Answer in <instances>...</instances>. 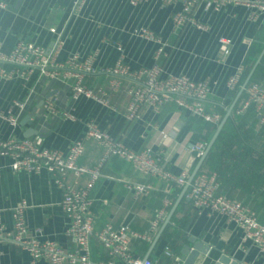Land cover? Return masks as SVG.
Instances as JSON below:
<instances>
[{"label":"crops","instance_id":"1","mask_svg":"<svg viewBox=\"0 0 264 264\" xmlns=\"http://www.w3.org/2000/svg\"><path fill=\"white\" fill-rule=\"evenodd\" d=\"M0 2L5 3V7L0 5V49L3 52H9L18 40L23 39L40 44L47 51L52 50L56 62L64 61L73 52H77L80 58L96 52L95 65L106 67L119 56L117 45L120 44L124 61L137 69L153 64L161 42L165 44L158 58L163 68L162 76L185 73L193 79H208L211 92L205 107L220 112L229 107L228 101L234 94L227 88L228 77L240 63L244 64L246 53L257 38H264V14L251 19L248 9L240 5H228L217 11L205 10L202 5L193 6L189 16L208 25L206 30H202L190 21L178 26L174 24L173 17L182 7L179 0H149L138 4L129 0H82L78 10H75V0ZM140 27L151 29L159 41L136 35L134 30ZM222 36L231 38L230 52L226 55L219 49L218 39ZM0 65L7 67L2 62ZM255 76L264 85V61ZM110 78L98 71L86 75L84 81L88 86H107ZM129 83H132L131 79L123 78L122 86L109 93L115 105L113 111L84 96L71 98L70 88L65 83L58 78H39L36 71L28 79L20 75L1 79L0 113L11 111L17 117V124L12 126L0 116V136H39L44 146L64 152L73 141L82 138L85 149L77 163L92 166L103 155L98 142L83 137L86 122L94 120L99 128L132 149L151 147L154 154L166 160L172 174L178 175L186 168L191 172L199 158L188 149V145L197 140L203 141L202 138L210 134L213 124L192 116L173 101L163 104L158 112L143 104L139 115L128 119L124 112L129 99L125 87ZM47 100L59 110L69 111L75 118L52 115L44 107ZM17 101L24 102L23 109L15 105ZM233 114L234 110L230 116ZM230 116V121L227 118L228 123H225L232 133L234 123ZM241 118L249 125L253 124V133L249 132L247 139L254 147L247 143L245 149L236 147L238 161L247 162L245 170L256 168L259 174H264V125H259L253 109ZM162 133L166 136L163 137ZM101 170L102 175L89 190L90 209L97 229L109 222L115 227L126 225L135 230H146L161 206L163 196L167 194L171 199L168 214L182 190L172 181L137 172L129 161L117 156L107 157ZM248 174L253 179L249 171ZM87 178L86 174L68 172L66 180L73 186H81ZM224 178L221 191L244 202L255 211L259 220L264 221V183L254 186L242 180L232 184ZM261 180L263 178L258 181ZM126 182L151 183L154 189L149 195L134 199ZM178 188H181L180 192ZM176 193L177 196L174 195ZM61 199L62 190L47 170L31 173L13 170L10 158L0 156V211L6 233L13 227L11 210L21 200H26L25 218L29 229L40 228V239L54 240L63 248L72 249L74 239L67 233L69 219L61 208ZM177 207L173 213L186 219L184 226L178 227L177 233L167 242L162 240L161 234L150 251L149 246L158 231L151 241L131 240L134 255L143 252L140 257H145L149 251L147 257L153 260V264H174L173 259L163 254L164 246L169 245L176 255L181 256L179 250L182 245L187 243L192 246L194 240L202 241L207 248L205 252L198 253L192 264H217L223 255L237 260L239 264H264V253L259 252L257 246L246 239L242 230L229 222L226 216L207 210L196 212L184 194ZM90 246L93 260L107 259L103 247L94 237L90 239ZM0 264L49 262L43 258L33 260L27 251L5 239L0 243Z\"/></svg>","mask_w":264,"mask_h":264},{"label":"built area","instance_id":"2","mask_svg":"<svg viewBox=\"0 0 264 264\" xmlns=\"http://www.w3.org/2000/svg\"><path fill=\"white\" fill-rule=\"evenodd\" d=\"M82 0H75V10L79 9ZM132 4L147 2L149 0H129ZM171 2L175 0H162ZM181 9L174 17L175 25H183L191 22L199 29L206 30L208 25L197 22L189 16L191 8L202 5L205 10H220L228 5L245 6L249 17L252 19L258 14H264V0H179ZM5 7L4 2H0ZM52 30V28H51ZM136 35L142 38L159 41L153 31L148 27H140L134 30ZM219 49L226 55L230 52L231 38L219 37ZM154 55V62L150 66L132 68L124 61L122 47L117 45L119 56L112 65L98 67L94 60L96 52L80 58L77 52H73L62 62H56L52 56V50L47 51L44 46L28 40H18L9 52L0 49V80L20 75L28 79L36 71L39 78H58L65 83L71 92V98L77 99L84 96L94 100L100 105L115 111V105L110 100L109 93L117 91L122 86V79L129 78L132 83L125 87L128 95V103L124 115L128 119H134L139 115L143 104L148 105L153 112H158L163 104L175 102L192 116L216 125L222 119L218 109L208 110L205 101L208 98L211 87L208 79H193L185 73L168 74L162 76L163 68L158 62L164 43L159 42ZM103 72L111 76L107 86H88L85 84V76L91 73ZM244 71V64L240 63L234 72L228 77L226 85L229 90H237L240 87V79ZM243 97L234 108L236 115L243 116L253 109L257 114V122L264 125V85L260 81L249 82L244 90ZM15 105L23 109L24 102L17 101ZM46 111L60 118L74 119V115L67 110H59L47 100L44 104ZM14 126L17 117L8 111L0 113ZM84 139H93L101 146L103 155L96 164L86 166L78 164V157L85 149L82 138L73 141L66 152L41 144V137H17L2 138L0 136V156L10 158V166L13 170L26 172H38L47 170L54 182L62 190L61 208L69 219L67 233L74 239L72 249L63 248L54 240H42L38 236L40 228L31 231L25 218L27 201L21 200L11 210L12 231L5 232V225L0 211V243L5 239L14 242L22 250L29 253L33 260L45 259L49 264H153L149 257H140L133 254L130 247L131 240L151 241L158 231L160 223L167 215V208L171 199L166 194L157 210L155 217L150 221L146 230L139 231L126 225L118 227L111 223H105L101 228H95L94 215L91 212L89 190L95 181L102 175L103 161L110 156H117L129 161L134 170L147 176L157 177L164 181H172L183 187L190 174L189 169H183L178 175L168 170L167 162L159 155L154 154L151 147L132 149L125 143L113 138L110 133L98 127L94 120H88L85 124ZM165 137L166 134L162 133ZM207 143L194 141L188 145V149L199 158L205 150ZM68 172L75 175L86 174L88 178L81 186H73L67 182ZM131 190L134 199L147 196L154 189L151 183L130 182L125 183ZM196 212L207 210L226 216L227 220L240 228L244 237L255 244L259 252L264 253V221L259 220L255 211L249 208L241 200L227 196L221 191V180L217 171L200 169L184 193ZM94 237L103 247L107 259L95 261L91 257L90 239ZM163 254L174 260V264H181L180 255H176L169 245L163 248ZM243 264V263H242Z\"/></svg>","mask_w":264,"mask_h":264},{"label":"trees","instance_id":"3","mask_svg":"<svg viewBox=\"0 0 264 264\" xmlns=\"http://www.w3.org/2000/svg\"><path fill=\"white\" fill-rule=\"evenodd\" d=\"M264 44V38H260L258 37L257 40L255 41V43L249 47L247 53H246V57L243 60L244 62V71L243 74L241 76L240 79V84H242L246 74L248 73L249 69L251 68L252 64L254 63L255 59L257 58V56L259 55L262 47ZM262 62L264 61V55L263 58L261 60ZM262 62H260L256 69L253 72V75L250 79L251 81H258L256 80V72L259 69L260 65L262 64ZM238 90V88H237ZM237 90H233L234 94L233 96H231V98L229 99L228 103L229 105L231 104L233 98L236 95ZM243 95V93L241 94ZM233 97V98H232ZM238 101V100H237ZM237 103V102H236ZM235 103V105H236ZM236 106L233 107V110ZM226 108V107H225ZM226 110H222L221 114L222 117L225 114ZM230 118L232 119L233 123H234V129L233 132L230 133L227 128V123L228 121H230V119L228 118L227 123H225V125L223 126V128L221 129V131L219 132L215 142L213 143V146L211 147L208 155L205 158V161L201 167V169H208V170H213V171H217L219 173V177L220 180L222 181L223 176H225L226 178H224V180L232 183V184H238V182L240 181H246V183L248 185H259L261 183H264V174H259L260 171L256 168H251L250 170H245L244 166L247 165L246 161L240 160L238 161V156H236V147L238 149H242L248 145L254 147V145L249 144L250 140L247 139V134L249 132H252L253 129V124L249 125L248 123H246L244 121L243 118H241V116L236 115L235 112L233 115L230 116ZM216 129V125H212V129L209 135H206L204 138H202V140L204 142H208L210 137L212 136L213 132ZM253 133V132H252ZM235 135V136H234ZM246 143L248 145H246ZM245 144V145H244ZM262 150V146L260 148ZM236 156V157H235ZM248 171L251 173L253 177V179H250L248 177ZM248 174V175H247ZM259 178H263V180L258 181ZM257 179V181L254 182V180ZM258 183V184H257ZM181 188H178V192H180ZM175 196H177L178 194H174ZM175 199V198H174ZM173 199V200H174ZM180 208L179 206L177 207V209ZM179 210V209H178ZM181 217L178 218L174 215H172V219L171 222L167 224V226L165 227L161 237L162 240H164L165 242L169 241V239L171 237H174V235L177 233L178 227H183L185 224L186 219ZM167 245V244H166ZM177 250V249H176ZM139 256L143 255V252H138ZM136 255V256H138ZM168 260H166L167 263Z\"/></svg>","mask_w":264,"mask_h":264},{"label":"water","instance_id":"4","mask_svg":"<svg viewBox=\"0 0 264 264\" xmlns=\"http://www.w3.org/2000/svg\"><path fill=\"white\" fill-rule=\"evenodd\" d=\"M263 55H264V46L261 49V51H260L259 55L257 56V58L255 59L254 63L252 64L251 68L249 69L248 73L246 74L242 84L238 88L233 102L226 109L225 114L223 115V117L220 120V122L217 124L215 131L213 132L212 136L210 137L209 141L207 142V145L205 147L204 152L199 157L197 163L195 164V166L191 170V172H190V174H189V176L187 178V182L182 187V190H181L177 200L174 202V204L172 205L171 209L169 210V213L166 215L165 219L162 221V224H161L157 234L155 235L151 245L149 246V251L152 249L153 245L158 240V238L160 237V235L164 231V229L167 226V224L171 222L170 221L171 220V216H172L173 212L175 211L179 200L181 199V197L185 193V191H186V189L188 187V184L191 182V180L193 179L195 174L202 167L206 156L208 155L211 147L213 146V143L215 142V140H216L219 132L221 131L223 125L227 121V118L230 116L231 111L233 110V107H234L235 103L240 98L241 94L243 93V90H244L245 86L250 82V79H251V77L253 75V72L256 69L257 65L261 62V59H262ZM190 240H192V239L190 238ZM192 241H193V245L192 246L187 244V243H185V244L182 245V247L179 250V252L181 253V256H180V259L182 261L181 264H192L200 251H202V252L206 251L205 248H207V246L204 247V243L202 241H196V242L194 240H192ZM202 247H204V248L202 249ZM149 251L147 252L145 257L148 256ZM217 264H239V263H238L237 260L230 259L226 255H223V256L219 257V259L217 261Z\"/></svg>","mask_w":264,"mask_h":264}]
</instances>
